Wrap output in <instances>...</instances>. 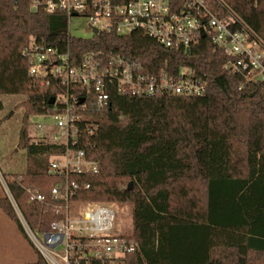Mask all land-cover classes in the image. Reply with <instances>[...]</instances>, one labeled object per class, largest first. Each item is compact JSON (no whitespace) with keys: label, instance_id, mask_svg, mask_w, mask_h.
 <instances>
[{"label":"trees","instance_id":"1","mask_svg":"<svg viewBox=\"0 0 264 264\" xmlns=\"http://www.w3.org/2000/svg\"><path fill=\"white\" fill-rule=\"evenodd\" d=\"M221 3L223 8L215 5L221 15L230 11L264 42V0ZM66 27L64 14L32 11L28 0H0V95L26 97L19 146L27 172L7 182L30 229L46 233L60 219L50 197L59 179L48 166L64 146L32 142L26 124L53 113L51 100L67 91L57 80L45 87L33 83L22 52L36 39L69 52L77 65L88 53L122 55L149 73L187 67L206 83L201 97H134L113 90L104 109L91 100L81 106L83 123L96 128L89 158L100 171L87 178L91 189L76 199L131 208L139 250L119 264H264V89L226 72L225 55L207 40L187 52L165 48L143 32L83 39L68 35ZM28 190L44 194L46 203L31 201ZM0 210L32 243L11 202L0 199ZM36 252L34 264H46Z\"/></svg>","mask_w":264,"mask_h":264},{"label":"built area","instance_id":"2","mask_svg":"<svg viewBox=\"0 0 264 264\" xmlns=\"http://www.w3.org/2000/svg\"><path fill=\"white\" fill-rule=\"evenodd\" d=\"M18 5L22 0H10ZM32 11L64 14L67 34L74 21L82 20L92 32L127 36L143 32L171 50L189 52L207 40L225 55L224 70L237 75L247 84L264 89V42L239 18L227 11L221 15L215 5L222 0H28ZM97 31V34L95 33ZM76 37V36H74ZM81 38V37H77ZM29 60V75L38 87L53 81L66 87L65 94L55 99L54 131L50 125H36L38 133L48 131L52 139H34L64 146L62 153L51 157L48 174L59 179L50 190L52 209L60 217L49 232H33L25 221L5 178L0 181L19 220L34 247L46 264H81L82 261H108L119 264L139 250L132 237L133 218L118 203L78 200L83 191L91 189L87 181L99 173L97 162L89 158L90 136L95 126L83 123L81 112L91 100L97 109H104L110 92L121 95L153 97L171 94L201 97L206 83L195 77L187 67L175 73H149L140 62L122 55L106 58L88 53L77 65L69 52L47 47L33 39L24 48ZM83 101L82 104L80 102ZM78 104V106H76ZM63 107V111L58 112ZM31 201L45 204L46 196L28 190Z\"/></svg>","mask_w":264,"mask_h":264},{"label":"rangeland","instance_id":"3","mask_svg":"<svg viewBox=\"0 0 264 264\" xmlns=\"http://www.w3.org/2000/svg\"><path fill=\"white\" fill-rule=\"evenodd\" d=\"M71 33L76 37L90 38L92 32L82 20L74 21ZM26 97L22 95H0V178H9L23 175L27 172V156L19 146L20 131L23 127L25 108L22 104ZM44 123L52 127L54 131V119L46 116L30 117L26 129L31 141L46 138L51 140L52 135L45 131L38 133L36 125ZM8 183V182H7ZM0 199L9 197L0 181ZM110 203L106 201H99ZM116 203V202H114ZM120 205V204H119ZM121 206V205H120ZM128 209V206H121ZM39 255L32 243L28 241L18 230V227L0 210V264H34L39 260Z\"/></svg>","mask_w":264,"mask_h":264},{"label":"water","instance_id":"4","mask_svg":"<svg viewBox=\"0 0 264 264\" xmlns=\"http://www.w3.org/2000/svg\"><path fill=\"white\" fill-rule=\"evenodd\" d=\"M95 33L97 34V31H95ZM54 102H55V99L53 98L51 100V104H54ZM82 103H83V101L80 102V104H82ZM132 187H133V183H130L129 186H128V189L129 190H132Z\"/></svg>","mask_w":264,"mask_h":264}]
</instances>
